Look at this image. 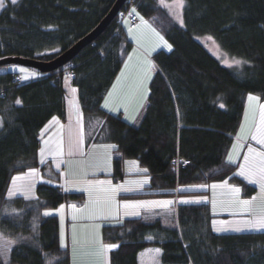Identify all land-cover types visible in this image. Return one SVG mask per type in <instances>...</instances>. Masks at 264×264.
<instances>
[{"label": "trees", "instance_id": "obj_1", "mask_svg": "<svg viewBox=\"0 0 264 264\" xmlns=\"http://www.w3.org/2000/svg\"><path fill=\"white\" fill-rule=\"evenodd\" d=\"M115 2L5 0L0 59L51 61L91 32ZM130 6L152 20L173 46L153 55L156 70H150L153 77L139 124L102 107L133 47L117 17L54 71L18 83L13 79L18 71L0 69V236L18 241L8 258L0 255V264H72L69 249L60 246L59 217L43 211L83 200L84 193L39 182L35 199L8 197L12 177L30 168L46 169L39 162L40 133L53 117L66 118L64 81L69 69L75 72L69 80L78 91L85 149L114 145L116 179L123 178L127 160L150 175L148 191L132 196H172L182 184L226 179L242 186L245 195L255 193V187L235 174L238 166L227 155L248 95L264 102V0H185L183 26L161 0H128L124 9ZM209 36L243 65L223 64L198 40ZM176 158L189 163L176 168ZM214 217L209 203H178L174 228L162 220L127 218L103 222L102 240L119 245L110 251V264H139V253L154 245L161 247V264H264V232L218 233L212 227Z\"/></svg>", "mask_w": 264, "mask_h": 264}, {"label": "rangeland", "instance_id": "obj_2", "mask_svg": "<svg viewBox=\"0 0 264 264\" xmlns=\"http://www.w3.org/2000/svg\"><path fill=\"white\" fill-rule=\"evenodd\" d=\"M162 5L172 13L174 16V11L169 5H172L173 0H161ZM3 9V8H2ZM0 9V12L2 11ZM181 10V9H180ZM179 10V11H180ZM181 14V13H180ZM139 16V24L135 25L132 32L139 35V39H135L134 42L140 46H147V42H150L151 39V33L147 30V27L142 23ZM175 17V16H174ZM144 18V17H143ZM145 21H148V23L155 27V23L147 18H144ZM177 20V19H176ZM179 22V20H178ZM180 23V22H179ZM128 25V24H126ZM125 25V26H126ZM156 28V27H155ZM156 30V29H155ZM160 36L163 37V40H161L158 36H155L157 42L163 46L160 50L165 51H171L173 46L172 43L165 37L163 34L158 32ZM203 44H205L210 51L225 65L229 66V64H232L233 60H240L242 63L240 65L232 64L231 67L236 68L243 65L244 61L239 58L229 57L227 53H225L213 40H209L207 37H200L198 39ZM165 41L167 44H170L171 50L166 46ZM157 52V51H156ZM131 57L129 59V62L139 59V53L138 51H130L127 58ZM151 63V62H150ZM152 64V63H151ZM20 68H24L27 70V72H21L19 71ZM0 69H13L17 70L21 73L22 77L25 75H28L30 77L34 76L33 73L36 75L41 74L38 70L34 68H30L27 66L22 65H11V66H4L0 67ZM125 73V70L124 72ZM26 79V80H28ZM25 80V79H24ZM25 80V81H26ZM64 87H65V102H66V120H60L57 116L58 123L53 121H50V123L44 127V129L40 133V139H41V148L45 149L44 156L41 157L40 151H39V162L41 166H46V169L43 170L41 167H36L38 169L37 176L33 179V191L30 198H25V196L20 193L16 192L14 195L9 196L8 191V197L14 198V197H23L25 199H35L36 198V186L39 182H49L53 184H60L64 191H71V192H83L85 197L83 200H74L76 201V204L84 205V208L81 210H76V208L72 209V215H75L76 213L80 212L82 214L83 219H89V220H107L111 218H118L119 216H123L122 218L130 215H125V209L122 207L119 209V214H101L100 209L104 208L105 205L103 203V198L105 197L106 189L109 187H115L116 185H122L123 188H126L125 186L128 185L130 179L135 177L136 181H142V176H125L126 179H124L121 183L114 178V176H111V170L110 167L112 164L110 163V155L112 156V148H107L105 146L111 145V144H102L103 146H100L99 144L92 145L93 148L86 153L85 156L83 155L82 142L79 143L77 146L75 144V141L78 137V135L82 134V122L80 119V124L77 125V112L79 111L80 116L82 115L79 100H78V91L75 93L72 92V89L77 88L71 83V80L65 79L64 81ZM253 96L258 97L256 94H251ZM249 96V95H248ZM259 98V97H258ZM112 104L116 102L115 99H110ZM261 105H264V102L260 101V98L258 100L249 101L247 97V103L246 108L242 120V124L240 126V129L237 133V135L234 137V141L230 147V150L228 152V156H232L233 164H237L238 169L236 171V175L240 178H242L244 181H246L248 184L255 187L256 191L252 195V197H257L256 200L252 202V211L257 213V211H261V205L262 202L259 199L260 196V185L258 183H250V176L248 174L250 167H255L258 164L257 158H255V153H249V147L256 150L257 152H264V145H261L257 143L256 140H254L252 137L257 136L259 138L260 131L264 126L261 125ZM108 108V107H107ZM135 121V118L132 120V122ZM243 128V131L241 129ZM70 133L72 137V154L69 155V149H70ZM62 141V153L60 150V143ZM243 141L244 144L241 142ZM95 145H97L95 147ZM236 146L235 149L233 146ZM40 148V149H41ZM245 156H249L250 159L248 163H245ZM112 158V157H111ZM228 160V159H227ZM98 165V166H97ZM243 166V169L245 171V175H240L241 168ZM143 170L145 168L141 167ZM127 171H131L132 169L129 166H126ZM27 172V171H26ZM56 172H59V180L56 179ZM25 173V172H24ZM24 173H20L17 175H23ZM110 174V175H104V174ZM16 175V176H17ZM99 181H111L112 185L108 184H99L97 182ZM225 181L227 182L225 184ZM91 182V183H89ZM21 183V182H17ZM223 185L222 187H217L213 189L212 185ZM203 186V187H202ZM239 188V193H234L232 191L233 188ZM12 188V183L10 185L9 190ZM180 193L177 195L172 196H164L160 198H144L138 201H173L172 204L167 206L162 205H153L157 207H146V208H163L166 209L162 210L160 212H157L156 216L160 217L162 222L165 224L166 227L174 228L176 226V205L178 203H181V201L187 200L188 203H210L212 206V213L214 214V218L212 221H216L217 223L214 225L212 222V227L215 231V228L221 227L220 222L221 221H228V222H236L244 219L250 218V214L248 212H245L241 209L239 206H234L231 202L239 199V200H252L251 196L245 195L244 191L242 189V186L230 182L229 179L213 182L212 184H182L180 185ZM203 188L204 192H198L193 194H187L186 190L188 189H201ZM70 189V190H66ZM120 191L115 195V200L118 203H122L127 199H125L119 196ZM181 197V198H179ZM131 201V200H127ZM137 201V200H132ZM66 202L62 203L61 205H65ZM73 205V204H72ZM65 207V206H64ZM63 207L62 211H58L60 209V205L55 208H46L43 212L48 211L51 214L48 216H51L53 214H56L57 211L60 212L59 214L64 215L65 209ZM142 209L145 208H139L135 209V211H139L143 214L144 218L148 219L150 218L151 213L150 212H143ZM129 213H131L133 210L130 208L127 210ZM94 215V218H89L90 215ZM122 220V219H121ZM217 232V231H216ZM242 232H249V231H242ZM218 233H240L236 231H232L229 229L226 232H218ZM65 242L67 244V237L65 236ZM91 253V252H90ZM8 258V255H7ZM159 264H161V256L158 258Z\"/></svg>", "mask_w": 264, "mask_h": 264}, {"label": "crops", "instance_id": "obj_3", "mask_svg": "<svg viewBox=\"0 0 264 264\" xmlns=\"http://www.w3.org/2000/svg\"><path fill=\"white\" fill-rule=\"evenodd\" d=\"M128 24V25H126ZM139 22L137 23V25ZM126 25V26H125ZM135 25H130L128 21L124 22V29L126 31V35L128 39L132 42L133 47L131 51H138L140 58L135 59L131 62H129V58L126 59L124 65L122 66L121 71L119 72L118 76L116 77L113 85L107 92L106 96L104 97L102 101V107L113 114L120 115L123 119H125L127 122L131 124H139L144 108L147 104L148 100V95H149V84L150 81L153 77V73L150 71L153 55L156 53V51H159L161 49V46L156 38L155 34L151 31V28L156 29V32H159L160 30L158 27L155 25L152 26L151 28L147 27V30L151 33V39L150 42H147V46L143 47L138 44H136L135 39H139V35L135 34L132 32L133 28ZM161 33V31H160ZM162 34V33H161ZM164 36V35H163ZM151 62V63H150ZM127 65V66H126ZM8 70V69H7ZM13 70V69H12ZM123 75H121L122 72H124ZM17 71V70H13ZM20 73V72H19ZM21 74V73H20ZM39 75H34L30 77L32 78H37ZM119 81V82H118ZM115 85V88H114ZM112 93V99H115L116 102L112 104V102L109 99V93ZM146 97V98H145ZM109 99V104L108 108L104 107L105 100ZM59 118V117H58ZM135 118V121L132 122V120ZM53 119V118H52ZM52 119L50 121H52ZM60 120H66L59 118ZM81 122H82V147L81 149L83 150V155L80 156H85L87 155L89 149L91 150L93 148L92 145H90L87 150L84 147V130H83V121H82V115L80 116ZM48 122V124L50 123ZM47 124V125H48ZM46 125V126H47ZM45 126V127H46ZM44 129V128H43ZM42 129V130H43ZM243 144L244 142L241 141ZM97 145H95L96 147ZM103 146V145H100ZM111 155H110V161H111ZM228 159V155H227ZM228 161V160H227ZM134 162V163H133ZM229 162V161H228ZM112 164V162H110ZM233 163V162H230ZM126 166H129L132 170L127 171ZM111 174H112V166L110 167ZM124 176L123 178H118L115 179L117 180L116 182H122L124 179H126L127 176H142V181L147 180V183H144L142 186L140 185L139 182L141 181H136L135 177L130 179L129 183L126 188L128 191H120L119 196L125 199V200H141V199H146V198H160L164 197L162 195H145V196H132L135 194H140V193H145L148 191V186L150 185V175L143 171L138 163L134 160H127L124 163ZM104 174V173H102ZM104 175H110V174H104ZM127 175V176H126ZM112 176V175H111ZM126 176V177H125ZM113 184V183H112ZM111 184V185H112ZM212 184V183H211ZM70 190V189H66ZM180 188H178V194L180 193ZM205 190L203 188L201 189H188L186 190L187 194H193V193H198V192H204ZM181 198V197H179ZM76 201L71 200L69 202H66L64 209H65V214H59L60 212L57 211L56 214L59 217V222H60V242H61V231L63 230L64 233V238L65 236L67 237V249H69L70 254H71V263L73 264V258H72V235H73V226H75V231H76V238H77V255H76V264H96V257L92 255V246H91V241L95 238L96 233H99V237L102 240V234H101V226L103 222H109V221H115V220H121V219H127V218H142L146 221H155V220H161L160 217H157L156 214L157 212H160L163 209L161 207L159 208H145L142 209L143 212H150V218L146 219L144 218L143 214L140 213L139 216L136 215H130L122 218L123 216H119L118 218H111L107 220H89V219H83L82 214L80 212L76 213L75 215H72V204L75 205L76 210H81L84 208V205L76 204ZM192 203V202H190ZM210 204V203H209ZM61 206V204H60ZM211 206V204H210ZM150 207H157V206H150ZM135 211V209H132ZM211 211H212V206H211ZM260 211H257L259 213ZM73 216L76 217V219H73ZM213 222V221H212ZM99 226L98 229L96 226ZM103 242V240H102ZM105 244H116V243H108V242H103ZM161 249L160 246L154 245L147 247L143 249L138 256V261L139 264H159L158 258H160L161 253L157 255L153 250L154 249ZM91 252V253H90ZM109 254L110 251L107 253L105 264H110L109 261Z\"/></svg>", "mask_w": 264, "mask_h": 264}, {"label": "snow or ice", "instance_id": "obj_4", "mask_svg": "<svg viewBox=\"0 0 264 264\" xmlns=\"http://www.w3.org/2000/svg\"><path fill=\"white\" fill-rule=\"evenodd\" d=\"M12 4H16L17 0H11ZM184 3L185 0H173L172 5H169L168 7H170L171 9L175 10L174 11V16L177 20H179L180 24L183 26L184 21L183 18L180 14V9H182L184 7ZM5 7V0H0V9ZM132 12H136V9L133 8ZM138 15V13H137ZM142 23L146 26L151 28V25L148 23V21H145L143 17H140ZM151 31L158 36L161 40H163V37L160 36V34L158 32H156V30L154 28H151ZM209 40H212L213 38L211 36L208 37ZM166 46L169 48V50H171V45L167 44V42L165 41ZM129 59H131V57H129ZM242 63V61L240 60H233L232 64L235 65H240ZM232 64H229V67L232 66ZM127 66V65H126ZM19 71L21 72H27L26 69L24 68H20ZM32 75H35L34 73ZM121 75H123V73H121ZM23 79H28L29 76L25 75L22 77ZM119 82V81H118ZM115 88V85H114ZM77 90L75 88L72 89V92L75 93ZM112 93H109V99L112 97ZM146 98V97H145ZM109 99L105 100V104L104 107H108L109 104ZM259 98L253 95H249L248 96V100L249 101H254V100H258ZM17 104H20L21 101L17 100L16 101ZM221 108L225 107L224 104H220L219 105ZM261 125L264 126V105H261ZM53 121L55 122H59L57 120L56 117H53ZM80 124V113L79 111L77 112V125ZM0 126H2V124H0ZM241 131H243V128L241 129ZM260 131V135L259 138L257 136H253L252 138L254 140L257 141V143L264 145V128H262ZM82 142V134L78 135L75 144L78 146L79 143ZM73 141H72V137H71V133H70V149H69V155L72 154V145ZM61 153H62V141L59 145ZM107 148H113L115 147L114 145H107L105 146ZM235 149V145L233 146ZM44 152L45 149L41 148L40 149V155L41 157L44 156ZM249 153H255V158H257L258 160V164L253 168L250 167L248 174L251 177L249 182L250 183H258L260 185V196L259 199L262 202L261 205V211L259 213H255L252 211V202L254 200L257 199V197H252V200H239L236 199L234 201H232L231 203L234 206H239L241 207V209L245 212H248L250 214V218L248 219H244V220H240V221H236V222H228V221H221V227L215 228V231L217 232H226L229 229H231L232 231H236V232H242V231H249V232H264V152H257L256 150L252 149L251 147H249ZM250 157L249 156H245V163L247 164L249 161ZM228 161L229 162H233L232 161V156L229 155L228 156ZM134 163V162H133ZM98 166V165H97ZM143 171L147 172V169H143ZM38 174V169L36 168H30L27 172H25L23 175H17L12 177L11 183H12V188L9 190V196L14 195L16 192H20L22 193L25 198H30L32 191H33V179L37 176ZM240 175H245V171L243 169V166L241 168V171L239 173ZM17 182H21V183H17ZM51 181H49L50 183ZM91 183V182H89ZM99 184H108L111 185V181H99L97 182ZM140 185L142 186L144 183H147V180L141 181L139 182ZM227 182L225 181V184ZM223 185H212L213 189L217 188V187H222ZM203 187V186H202ZM128 191V189H124L122 185H116L115 187H109L108 189H106V195L103 198V203L105 205L104 208L100 209V213L101 214H119V209L122 207L123 209H125V215H136L139 216L140 212L139 211H132L131 213H129L127 210L128 209H139V208H146L149 206H153V205H162V206H167L173 203V201H123L122 203H118L115 200V195L119 192V191ZM232 191L234 193H239L240 189L239 188H233ZM189 201L184 200L181 201V203H188ZM63 205L60 206V209H58V211H62L63 210ZM73 208H75V205H72ZM51 213L48 211L44 212L45 216L50 215ZM94 215H90L89 218H94ZM73 219L75 220L76 217L73 216ZM217 222L213 221V224L215 225ZM98 229V225L96 226ZM149 239H151V237H149ZM18 243V241H14V240H10V239H6L3 238L2 236H0V255L4 256L5 258L7 257V253L12 249V246L14 244ZM77 238H76V231H75V226H73V235H72V258H73V264H76V255H77ZM61 247L66 248L68 245L65 242L64 239V233L63 230L61 231ZM91 246H92V255H94L97 259H96V264H105V260H106V256L107 253L113 249H116L119 247V245L117 244H105L102 242V240L99 237V233H96L95 238L91 241ZM157 255H159L161 253V249L157 248L153 250ZM5 264H7V260H5Z\"/></svg>", "mask_w": 264, "mask_h": 264}, {"label": "water", "instance_id": "obj_5", "mask_svg": "<svg viewBox=\"0 0 264 264\" xmlns=\"http://www.w3.org/2000/svg\"><path fill=\"white\" fill-rule=\"evenodd\" d=\"M126 2L127 0H116L108 14L91 32H89L86 36L81 38L72 47L67 49L55 59L51 61H40L21 57H7L0 59V66L22 65L37 69L41 73H48L66 65L71 60H73L84 47L95 41L105 31L110 23L117 17L118 13L124 8Z\"/></svg>", "mask_w": 264, "mask_h": 264}, {"label": "built area", "instance_id": "obj_6", "mask_svg": "<svg viewBox=\"0 0 264 264\" xmlns=\"http://www.w3.org/2000/svg\"><path fill=\"white\" fill-rule=\"evenodd\" d=\"M125 20H128L130 22V24L134 25L138 22V17L135 13H133L131 11V6L127 9V10H123L119 13L118 15V21L120 24H122V22H124ZM154 68V67H153ZM67 75L69 77H74L75 76V72L73 71V69H69L67 70ZM14 81L18 82V83H22L23 79L21 78V76L19 75H14L13 76ZM189 163V161L187 159H174L173 160V165L176 166V168H179V166H186Z\"/></svg>", "mask_w": 264, "mask_h": 264}]
</instances>
